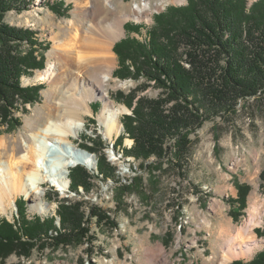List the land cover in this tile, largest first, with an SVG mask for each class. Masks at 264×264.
<instances>
[{
	"label": "rangeland",
	"instance_id": "rangeland-1",
	"mask_svg": "<svg viewBox=\"0 0 264 264\" xmlns=\"http://www.w3.org/2000/svg\"><path fill=\"white\" fill-rule=\"evenodd\" d=\"M89 1L99 10L109 5V11L98 14V22L121 23L119 18H129L122 22L125 33L117 41L129 35L145 45L149 44L156 15L171 6L188 4V0ZM257 1L249 0L250 6ZM144 5L149 6L148 17L135 20L132 13ZM26 6L21 12H9L6 23L34 33L35 45L23 41L14 45V50L26 65L43 66L24 77L23 86L42 88L26 95L33 100L30 104H23L24 97H18L11 114L4 117L0 113V142L8 145L6 151L0 146V153L6 162L11 161L13 149L17 157L24 153V140L32 144L31 134L38 132L49 117L47 106H54L56 94L47 81H36L35 76L56 62V47L66 40L70 21L81 28L87 21L72 0H26ZM126 24L143 27L138 33L128 32ZM175 47L185 60L187 49L179 41ZM183 65L190 68L186 62ZM128 67L134 71L130 61ZM118 69L117 57L115 71ZM107 94L117 108L126 106L129 112L120 116L121 133L108 138L99 120L103 102L91 100L92 116L86 117V126L75 144L93 157L94 167L80 165L76 169L78 178L85 175L77 190L72 189L69 175L66 194L46 184L45 201L52 206L47 214L33 211L34 202L23 195L8 207L9 215L0 211V219L14 224L19 217L18 201L21 212L32 221L60 220V206L67 207L68 212L72 206L78 207L87 233L68 245L44 240L29 250V257L17 253L0 256V264H163L165 258L166 264H207V260L208 264H217L221 228L230 225L236 230L247 218L250 204L264 199V91L238 99L230 111L206 119L203 116L200 123L190 121L191 128L164 138L160 155L151 154L148 159L131 153L135 140L125 126L135 116L119 98L132 102L133 107L141 99L162 102L163 113L169 114L175 101L167 88L145 75L121 79L114 73ZM184 140L188 141L186 153L179 151ZM101 160L106 167H101ZM254 234L261 245L250 259L240 261L249 263L264 249V225ZM156 258L160 259L158 263L153 262Z\"/></svg>",
	"mask_w": 264,
	"mask_h": 264
},
{
	"label": "trees",
	"instance_id": "trees-1",
	"mask_svg": "<svg viewBox=\"0 0 264 264\" xmlns=\"http://www.w3.org/2000/svg\"><path fill=\"white\" fill-rule=\"evenodd\" d=\"M27 7L26 0H0V113L4 117L11 114L10 109H16L18 97H24L23 104H30L33 100L26 95L42 88L23 86V78L43 66L26 65L19 61L14 50V45L23 41L35 45L34 33L6 23L9 12H21ZM56 10L60 14V9ZM142 27V24L125 25L128 32L135 33ZM149 35L148 45L128 35L113 48L119 60V69L114 72L117 77L145 75L166 87L170 99L175 101L169 114H164L162 102L141 99L133 107L132 102L119 98L135 116L129 118L130 124L125 127L135 140L131 153L137 158L160 155L161 141L183 128H191L190 121L200 123L203 116L206 119L230 111L238 99L264 91V0L251 6L249 0H188L186 6H171L156 15ZM176 41L187 49L185 60L175 47ZM128 61L134 71L128 67ZM179 146L182 153L189 152L187 140ZM100 164L103 168L107 166L102 160ZM78 167L70 173L73 190L85 178V175L78 178ZM20 203L17 202L19 217L14 224L0 219L1 257L13 253L29 257V250L44 240L68 245L88 231L82 227L78 207L72 206L68 212L62 205L57 212L61 214L60 220L53 218L46 222L41 218L27 219ZM231 264H264V249L249 263L236 260Z\"/></svg>",
	"mask_w": 264,
	"mask_h": 264
},
{
	"label": "bare ground",
	"instance_id": "bare-ground-1",
	"mask_svg": "<svg viewBox=\"0 0 264 264\" xmlns=\"http://www.w3.org/2000/svg\"><path fill=\"white\" fill-rule=\"evenodd\" d=\"M72 2L87 19L86 27L81 28L70 21L71 28L65 34L66 40L56 47V62L49 63L44 71L35 76L36 81H47L50 90L56 94L54 106H47L49 117L40 125L38 132L31 134L32 144L24 140L22 155L17 157L13 149L11 161L6 162L2 161L0 153V211L6 215H9L8 207L15 205L19 195L34 202L31 205L33 211L47 214L52 206L45 201L46 184L66 194L70 188L72 169L80 165L94 167L93 157L75 144L86 126V117L92 116V99L103 102L99 120L108 138L121 133L120 116L129 112L126 106L117 108L107 94L117 67L113 47L125 33L122 22L129 18H119L121 23L107 20L98 22V14H104L105 9L109 11V5L105 4L106 8L99 10L89 0ZM148 7L139 6L132 17L137 21L148 17L145 15ZM0 146L4 151L8 148L4 141L0 142ZM263 225L264 199H255L240 227L236 230L230 225L221 228L217 264L250 259L262 243L254 231ZM159 250L164 257V247L160 245ZM158 261L160 259H153L155 263ZM166 263L168 260L165 258L163 264Z\"/></svg>",
	"mask_w": 264,
	"mask_h": 264
},
{
	"label": "water",
	"instance_id": "water-1",
	"mask_svg": "<svg viewBox=\"0 0 264 264\" xmlns=\"http://www.w3.org/2000/svg\"><path fill=\"white\" fill-rule=\"evenodd\" d=\"M118 41H120V40H118ZM118 41H117V42H118Z\"/></svg>",
	"mask_w": 264,
	"mask_h": 264
}]
</instances>
